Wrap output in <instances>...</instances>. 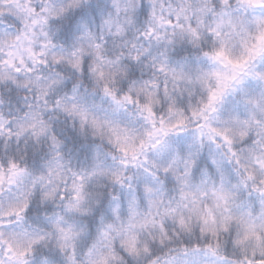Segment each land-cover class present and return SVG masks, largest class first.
Masks as SVG:
<instances>
[{"label": "snow or ice", "instance_id": "snow-or-ice-1", "mask_svg": "<svg viewBox=\"0 0 264 264\" xmlns=\"http://www.w3.org/2000/svg\"><path fill=\"white\" fill-rule=\"evenodd\" d=\"M0 264H264V0H0Z\"/></svg>", "mask_w": 264, "mask_h": 264}]
</instances>
